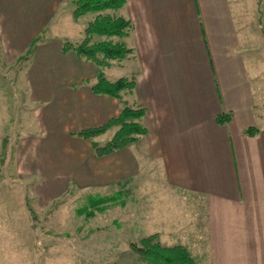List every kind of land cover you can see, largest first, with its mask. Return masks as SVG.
Instances as JSON below:
<instances>
[{
	"label": "crops",
	"instance_id": "1",
	"mask_svg": "<svg viewBox=\"0 0 264 264\" xmlns=\"http://www.w3.org/2000/svg\"><path fill=\"white\" fill-rule=\"evenodd\" d=\"M68 1L30 0L21 13L32 25L21 43L11 32L3 35L13 45L7 61L22 56L50 24L78 22L72 10H60ZM256 9V0H128L118 14L132 21L124 40L133 51L105 69L111 80L135 76L136 87L121 97L94 93L96 64L62 52L63 39L78 40L81 32L59 35L51 46L42 39L21 70V87L34 105L35 126L22 145L30 152L28 170L45 183L67 184L66 190L70 184L82 190L114 186L129 195L146 177L170 191L181 189L184 199L206 203L209 258L201 264H264V65L256 47L264 32ZM124 104L146 109L147 133L95 156L93 143L109 139L115 128L93 138L77 132L107 122ZM223 112L232 114L226 123L217 121ZM248 127L259 132L248 135ZM57 148L67 162L56 155L46 161L42 153ZM150 201L144 204L146 224H162L163 212L155 213L160 204ZM157 229L151 234L163 244V235L174 233ZM177 244L188 248L183 240Z\"/></svg>",
	"mask_w": 264,
	"mask_h": 264
},
{
	"label": "rangeland",
	"instance_id": "2",
	"mask_svg": "<svg viewBox=\"0 0 264 264\" xmlns=\"http://www.w3.org/2000/svg\"><path fill=\"white\" fill-rule=\"evenodd\" d=\"M29 1H0V264H143L131 243L138 242L159 227L174 232L163 235L164 244H177L183 240L201 264L204 258H209L205 252L204 216L207 207L203 199H184L181 189L170 191L151 183L150 177L144 178L143 184L136 185L138 191L135 189L129 195L128 191H115L114 186L82 190L70 184L71 189L66 190L67 184L45 183L40 175L28 170L26 164L30 152L24 151L22 145L27 143L35 126V121L32 123L34 105L30 102L29 89L21 87V70L33 56L28 54L32 46L19 58L7 61L6 52L13 45L12 41L7 44L3 35L11 32L17 37L13 41L21 43L32 25L23 19L21 13ZM256 1L258 9L255 13L262 34L264 0ZM60 10L64 14L73 10L72 0L63 3ZM93 17L94 13L89 12L73 24H50L38 43L43 39L51 46L61 39L59 35L83 34ZM54 29L56 36L52 34ZM260 40L256 47L262 54L264 65V36ZM262 110L264 112V108ZM49 138L51 135L45 137ZM58 149L43 152L46 161L56 155L57 161L64 159L67 162ZM159 176L158 173L152 174L153 178ZM126 185L131 188L133 184ZM100 196H113L115 201L94 209L98 203L91 198ZM149 200L160 204L155 213L161 215L163 212L162 224H150L153 227L146 224L144 204ZM80 207H85L84 214L77 213ZM87 209L94 210L88 212ZM182 225L184 229L180 234L178 229Z\"/></svg>",
	"mask_w": 264,
	"mask_h": 264
},
{
	"label": "trees",
	"instance_id": "3",
	"mask_svg": "<svg viewBox=\"0 0 264 264\" xmlns=\"http://www.w3.org/2000/svg\"><path fill=\"white\" fill-rule=\"evenodd\" d=\"M128 0H72L74 17L79 18L89 12L94 17L86 24L82 38L78 40L64 39L61 50L64 53L75 52L80 58L92 61L98 68L97 79L91 84L92 91L98 94H109L121 97L124 91H133L136 87L135 76H122L115 80L108 78L105 69L113 64H120L133 51L124 38L132 28V21L118 11ZM41 36L32 42L28 54L35 52ZM146 109L141 105L124 104L115 117L107 122L80 130L77 134L84 138H93L115 128L113 135L103 143H93L95 156H105L117 149L124 148L137 142L148 131L143 122ZM231 112H223L217 116V121L226 123L231 119ZM248 135H256L257 127H248L244 130ZM110 196V195H109ZM100 196L91 198L98 203L94 209L115 201V197ZM113 197V198H112ZM93 209V210H94ZM85 207L77 209L78 214H84ZM88 210V212H93ZM90 216L91 214H87ZM131 247L143 264H197L190 250L182 244L165 245L157 233L132 242Z\"/></svg>",
	"mask_w": 264,
	"mask_h": 264
}]
</instances>
